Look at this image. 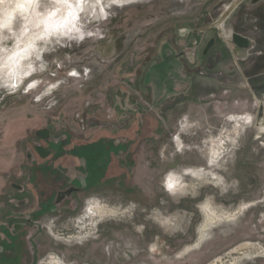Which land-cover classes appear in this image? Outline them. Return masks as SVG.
<instances>
[{"label": "rangeland", "instance_id": "obj_1", "mask_svg": "<svg viewBox=\"0 0 264 264\" xmlns=\"http://www.w3.org/2000/svg\"><path fill=\"white\" fill-rule=\"evenodd\" d=\"M233 33L264 55V0H0V264H264Z\"/></svg>", "mask_w": 264, "mask_h": 264}, {"label": "water", "instance_id": "obj_2", "mask_svg": "<svg viewBox=\"0 0 264 264\" xmlns=\"http://www.w3.org/2000/svg\"><path fill=\"white\" fill-rule=\"evenodd\" d=\"M258 0H255V2ZM232 41L233 43L237 46V48L239 49L238 51V55L240 57H244L247 55L248 51L251 49V47L253 46V43L251 41L250 38L239 34V33H233L232 34ZM213 40L209 42V44L207 45L205 52L208 51V49L210 48V46L213 44ZM37 134L43 138H48L50 136V132L48 129H42L39 130L37 132ZM37 151L42 155V156H47L49 153V150H47L46 148H44L42 145H38L37 147Z\"/></svg>", "mask_w": 264, "mask_h": 264}, {"label": "crops", "instance_id": "obj_3", "mask_svg": "<svg viewBox=\"0 0 264 264\" xmlns=\"http://www.w3.org/2000/svg\"><path fill=\"white\" fill-rule=\"evenodd\" d=\"M256 7H251V10H257L255 9ZM248 38L252 37L251 34H242ZM251 39V38H250ZM253 46L251 49L248 51L247 55L243 57L244 62H243V68L248 72L249 76L253 75L255 71L258 69L264 68V55H261L260 57L257 55H253L252 52L253 50L257 47V41L251 39ZM255 74H257L255 72ZM264 92V91H263Z\"/></svg>", "mask_w": 264, "mask_h": 264}, {"label": "bare ground", "instance_id": "obj_4", "mask_svg": "<svg viewBox=\"0 0 264 264\" xmlns=\"http://www.w3.org/2000/svg\"><path fill=\"white\" fill-rule=\"evenodd\" d=\"M263 99H262V106H263V117L261 118V121L264 122V94L262 95ZM261 122V123H262ZM175 190H179L178 188H175ZM180 192V191H179ZM97 213H98V216H103V215H106L108 212H115L116 211H113V210H109L107 212V209L103 208L102 206L101 207H98L97 209ZM240 211V210H239ZM239 213V212H238ZM112 215V214H111ZM206 228V227H205ZM204 228V229H205ZM70 238V237H69ZM73 238V236H72ZM188 249V248H187ZM43 264H60L59 260L56 258V257H50L47 259L46 262H44Z\"/></svg>", "mask_w": 264, "mask_h": 264}, {"label": "snow or ice", "instance_id": "obj_5", "mask_svg": "<svg viewBox=\"0 0 264 264\" xmlns=\"http://www.w3.org/2000/svg\"><path fill=\"white\" fill-rule=\"evenodd\" d=\"M26 3H30L32 2V0H25ZM78 3H81L83 2V0H77ZM173 188V184L170 182L169 183V189L171 190Z\"/></svg>", "mask_w": 264, "mask_h": 264}, {"label": "flooded vegetation", "instance_id": "obj_6", "mask_svg": "<svg viewBox=\"0 0 264 264\" xmlns=\"http://www.w3.org/2000/svg\"><path fill=\"white\" fill-rule=\"evenodd\" d=\"M228 31H229V32H232V30H231L230 27L228 28ZM38 136H39V135H38ZM40 137H41V136H40ZM42 138H43V137H42ZM48 138H49V137H48ZM45 139H46V138H45ZM39 154H40V153H39ZM40 155H41V154H40ZM41 156H42V155H41ZM42 157H45V156H42Z\"/></svg>", "mask_w": 264, "mask_h": 264}, {"label": "clouds", "instance_id": "obj_7", "mask_svg": "<svg viewBox=\"0 0 264 264\" xmlns=\"http://www.w3.org/2000/svg\"><path fill=\"white\" fill-rule=\"evenodd\" d=\"M81 38H83V37H81Z\"/></svg>", "mask_w": 264, "mask_h": 264}]
</instances>
